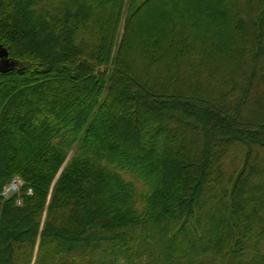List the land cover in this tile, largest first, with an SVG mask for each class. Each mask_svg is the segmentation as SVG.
I'll return each mask as SVG.
<instances>
[{
  "label": "trees",
  "instance_id": "1",
  "mask_svg": "<svg viewBox=\"0 0 264 264\" xmlns=\"http://www.w3.org/2000/svg\"><path fill=\"white\" fill-rule=\"evenodd\" d=\"M0 44V264H264V0H0Z\"/></svg>",
  "mask_w": 264,
  "mask_h": 264
},
{
  "label": "rangeland",
  "instance_id": "2",
  "mask_svg": "<svg viewBox=\"0 0 264 264\" xmlns=\"http://www.w3.org/2000/svg\"><path fill=\"white\" fill-rule=\"evenodd\" d=\"M4 62L8 63V64H6L7 69L12 67L7 55L0 56V64L4 63ZM124 175H125L127 180H131V181H133V182H135L137 184L138 198H139V201H141V194L145 193V191H146V187H145L144 183L140 182L133 174H131L129 172L125 173ZM42 257H43V253H39V243H38L37 247L35 248V251H34L32 264H42L41 263ZM52 262H53V260L50 261L49 264H59L60 263L59 259L56 260L54 263H52Z\"/></svg>",
  "mask_w": 264,
  "mask_h": 264
},
{
  "label": "built area",
  "instance_id": "3",
  "mask_svg": "<svg viewBox=\"0 0 264 264\" xmlns=\"http://www.w3.org/2000/svg\"><path fill=\"white\" fill-rule=\"evenodd\" d=\"M24 186L25 181L20 177H16L4 187L3 195L5 197H10L16 193H19ZM29 193H32V189L29 190Z\"/></svg>",
  "mask_w": 264,
  "mask_h": 264
},
{
  "label": "water",
  "instance_id": "4",
  "mask_svg": "<svg viewBox=\"0 0 264 264\" xmlns=\"http://www.w3.org/2000/svg\"><path fill=\"white\" fill-rule=\"evenodd\" d=\"M4 55H7L6 51L4 50L3 46L0 44V56H4ZM6 64H8L7 62L5 63H1L0 64V72H5L7 71V67H6Z\"/></svg>",
  "mask_w": 264,
  "mask_h": 264
}]
</instances>
